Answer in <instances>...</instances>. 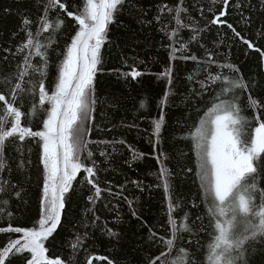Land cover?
<instances>
[{"label": "snow or ice", "instance_id": "6c2138e0", "mask_svg": "<svg viewBox=\"0 0 264 264\" xmlns=\"http://www.w3.org/2000/svg\"><path fill=\"white\" fill-rule=\"evenodd\" d=\"M72 7L70 0H40L41 15L37 21L22 17L20 31L25 33V40L15 51L3 49L0 217L6 216L8 222L0 226V234H18V238L0 246V264H17V261L78 264L79 251L87 250V241L94 237L88 231L90 228L118 240L120 233L109 227L107 221L99 223L101 217L97 213L109 208L111 203H103L105 191L113 199L119 197L127 202L134 219L147 223L134 207V201L123 195L124 186L117 192L100 187L99 174L114 160L113 154L125 141L89 139L93 128L110 131L96 124L90 127V122L96 119L98 103H103L99 100L97 84L98 74L104 72V51L120 47L110 36V26L128 28L120 19L124 15L141 29L158 25L168 41L165 45L168 65L157 74L158 79L166 82V91L161 113L152 122L155 140L149 139V143L153 150L159 146L164 130L163 108L177 94L174 62L192 61L196 65L194 74L186 78L189 87L180 100L186 115L177 120V125H186L188 134L184 139L195 153L198 192L191 201L178 196L175 179L179 173L167 168L165 153L156 157L161 164L157 179L162 181L168 201L169 236L160 238L164 245L160 247L156 233L149 229L150 246L156 245L158 254L150 256L147 264H254L258 256L264 257V75L258 74L255 80L246 79L230 56L225 54L223 61L219 59L220 46L226 45L230 50L241 43L259 55L264 67V0H209L208 5H186L185 0H178L175 6L156 5V14L151 17V8H145L140 0H85L76 11ZM193 10L199 17L192 15ZM165 14L171 15L175 27L164 23ZM257 17L262 18L259 23ZM72 22L74 35L70 34ZM184 30L189 33L186 39L182 36ZM212 32L216 33L217 46L209 47L207 36ZM61 37L65 43L57 51ZM10 55L16 61L14 65ZM53 56L58 63H55V80L49 86ZM123 62L130 71H113L125 80L139 82L138 78L145 73L138 70L135 60L129 64L125 58ZM214 65L221 70L213 71ZM205 94L211 100L203 115H199L197 105ZM145 106L141 101L140 108ZM188 109L198 113V120L192 121ZM248 109L251 115L245 114ZM144 155L147 154H140ZM135 158L133 153L132 159ZM125 163L131 167L129 161ZM33 169L42 181L40 216L32 227H14L13 214L7 211L10 199L2 197L12 193L22 202ZM131 183L143 191L142 182ZM85 188L91 193L86 198V219L69 221V205ZM119 221L117 213L116 222ZM66 223L78 233L69 242L71 253L67 258L50 257L46 242H51L50 237L55 241L57 229L63 231ZM80 228L84 230L82 233ZM93 259L114 264L107 257H90L86 264H92Z\"/></svg>", "mask_w": 264, "mask_h": 264}, {"label": "trees", "instance_id": "16d2710c", "mask_svg": "<svg viewBox=\"0 0 264 264\" xmlns=\"http://www.w3.org/2000/svg\"><path fill=\"white\" fill-rule=\"evenodd\" d=\"M73 4L71 10L76 11L77 7H82L85 0H70ZM145 8H151L149 16L156 14L155 6L158 4H168L175 6L178 0H140ZM186 5L200 4L208 5L209 0H185ZM8 9L9 11H5ZM41 15L40 0H0V71L5 67L3 49L11 48L15 51L18 44L25 40V33L20 31L22 17H29L32 21H37ZM61 15H64L61 13ZM192 15L199 17V13L192 11ZM128 28L111 27L110 36L120 47L115 46L112 49L104 51V72L98 74L97 92L99 100L97 111L94 113L95 121L90 122L99 125L102 129L110 131H98L93 128L90 133V140H124L125 144L118 146V151L113 154L114 160L110 164H106V170L99 174L100 187L102 189L111 188L113 192L120 191V186H124V196L128 200L134 201V207L142 217L143 221L136 220L131 216V210L127 202L117 197L113 199L112 195L105 191L102 193L103 203L109 204V208H104L97 215L101 217L100 222L103 224L108 222V226L120 233L119 239L110 238L102 231L97 229H88L94 233V237L87 241V250L81 249L77 255L78 264H86V259L90 257H107L112 259L114 264H147L150 256L157 255L156 245L150 246L148 240L149 229L156 233L157 243L160 247H164L160 243V238L169 236V226L167 225V208L168 201L166 193L162 186V181L157 179L161 164L156 157L161 153H165L167 160L165 165L173 173H179L175 179L177 195L181 198H187L189 201L196 198L198 192L199 181L196 178V157L191 151V144L185 141L187 136L186 125H177V120L186 115L184 105L180 103L186 88L189 87L187 76L194 74L196 65L192 61H176V96L170 97L167 107L163 108L165 116L164 130L161 134L159 146L153 150L149 139L155 140L152 135V122L157 119L161 113V101L166 91V82L158 79L159 73L163 72L168 65V41L163 32L159 30V26L153 24L151 27L141 29L128 16H121ZM262 18L257 17L259 23ZM71 21V18H66ZM163 21L169 27H175L174 21L169 14L163 16ZM171 22V23H170ZM201 24L204 23L200 18ZM254 25L253 28L257 27ZM73 30L70 34L74 35L75 24L72 22ZM239 30V29H238ZM223 31V30H222ZM16 35H13V34ZM188 30L182 32V36L186 39ZM45 36L47 34H44ZM44 36L41 37L43 40ZM208 46L214 47L216 44V33L212 32L207 36ZM65 43V38L60 39V51ZM179 44H177V47ZM221 61L224 60L225 54L230 56L233 64L239 65L244 77L258 78V74L264 75V67L260 64V57L254 51H248L241 43H236L229 48L225 46L219 47ZM247 52V54H246ZM193 54H196L193 50ZM179 55V54H178ZM128 58V63L132 64L135 60L138 70L145 73L138 81L131 78L125 80L117 75L114 69L121 72L130 71V68L124 64V59ZM9 60H12L11 55ZM54 65L50 70L48 85L51 86L55 80V63H58L56 57L53 56ZM143 63H140V62ZM13 65L16 63L12 60ZM218 66H213V71H219ZM225 74L226 69H223ZM198 78V77H197ZM0 79H3L0 76ZM198 87V85H194ZM211 100L209 94H205L202 101L198 103L200 109L199 115H203L208 102ZM145 103V108H140V103ZM2 103V102H0ZM246 107V98H245ZM191 113L192 121L198 120V113L192 109H188ZM251 115L248 109L245 113ZM34 123H36L34 121ZM189 124L191 121L188 122ZM135 124L136 127H128ZM34 130H36L34 128ZM97 151L96 146H91ZM110 150V149H109ZM35 151V149H34ZM133 153L136 158L133 160ZM141 153L147 154L143 157ZM183 153V155H181ZM161 156V160H163ZM131 163V167L125 161ZM33 161L36 162L35 156ZM191 168L193 171L188 172ZM81 177L78 176V179ZM131 181H140L143 191L137 188ZM15 182V180H13ZM161 185L157 187V185ZM27 195L23 201L15 198L14 194L9 193L3 196L4 199H10V205L7 211H11L13 218L12 226L16 227H32L39 219L41 212V190L42 181L35 169L31 173V183L25 184ZM91 194L88 188L80 192L78 196L73 197L72 203L68 208V220L78 221L85 218V205L87 204V196ZM119 201V203H117ZM91 207V205H88ZM100 202H97L99 208ZM2 211V210H0ZM117 213L120 221L116 222ZM6 216L0 217V226L7 223ZM79 227V225H77ZM84 230L80 228V233ZM56 236L55 241L49 238L46 247L49 248L50 257L67 258L71 253L69 242L78 234L76 228L71 224H65V229ZM18 238V234H0V246L4 245L9 239ZM101 252V253H100ZM17 264H21L17 261ZM92 264H107V260L93 259ZM254 264H264V257L258 256L254 260Z\"/></svg>", "mask_w": 264, "mask_h": 264}, {"label": "bare ground", "instance_id": "6f19581e", "mask_svg": "<svg viewBox=\"0 0 264 264\" xmlns=\"http://www.w3.org/2000/svg\"><path fill=\"white\" fill-rule=\"evenodd\" d=\"M101 253V252H100ZM112 260V259H111Z\"/></svg>", "mask_w": 264, "mask_h": 264}, {"label": "water", "instance_id": "95a60500", "mask_svg": "<svg viewBox=\"0 0 264 264\" xmlns=\"http://www.w3.org/2000/svg\"><path fill=\"white\" fill-rule=\"evenodd\" d=\"M58 230V229H57Z\"/></svg>", "mask_w": 264, "mask_h": 264}]
</instances>
